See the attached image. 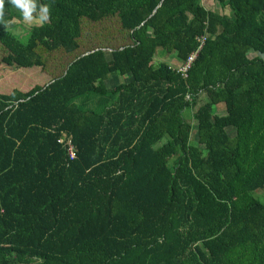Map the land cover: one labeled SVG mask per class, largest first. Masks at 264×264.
Segmentation results:
<instances>
[{"label": "trees", "instance_id": "1", "mask_svg": "<svg viewBox=\"0 0 264 264\" xmlns=\"http://www.w3.org/2000/svg\"><path fill=\"white\" fill-rule=\"evenodd\" d=\"M38 1L0 23V264H264V0Z\"/></svg>", "mask_w": 264, "mask_h": 264}, {"label": "rangeland", "instance_id": "2", "mask_svg": "<svg viewBox=\"0 0 264 264\" xmlns=\"http://www.w3.org/2000/svg\"><path fill=\"white\" fill-rule=\"evenodd\" d=\"M202 1V5L208 9V10H219L220 12L223 13V9H221V6L218 2L216 1H210V0H201ZM8 1H5V20L10 21L11 23L7 26L14 34H16L17 36L20 37V39L23 42H26L28 39V31H30V29L32 27L38 26L40 25L38 22L34 21L33 23L29 24L26 22H22L20 21L19 17L17 16V14L14 13H19V16H21V13L18 9H16L15 7H13L10 3H7ZM37 3L39 4V1L37 0ZM226 13L231 14V11L228 10V8H226L224 10ZM13 13V16L11 18H9L10 14ZM9 18V19H7ZM169 55V60L168 63L169 65L172 67V69H176V67H180L182 64H179V62L176 60L174 54H167L163 49H159L157 51V55L154 59L155 61V65L159 64V63H164L163 61H160V59H164L167 58ZM107 58L109 59V55H106ZM167 63V62H166ZM158 66V65H157ZM127 81H124V83H126ZM97 97L95 99H85L82 100L80 103L83 107L86 108H91V109H97L100 110L102 107L109 105L113 100V96L109 97V96H105V97H101V96H94ZM205 102V97L201 96L200 97V103H204ZM225 105L224 103H219L218 105L215 106V110L216 113L223 115L226 114V109H225ZM184 114H190V111L185 108L184 110ZM189 116V115H188ZM189 118V117H188ZM195 126V125H194ZM254 197L259 196V200L264 203V190L259 189L257 191H255L253 193ZM261 196V198H260ZM32 264H41L40 261L34 262Z\"/></svg>", "mask_w": 264, "mask_h": 264}, {"label": "clouds", "instance_id": "3", "mask_svg": "<svg viewBox=\"0 0 264 264\" xmlns=\"http://www.w3.org/2000/svg\"><path fill=\"white\" fill-rule=\"evenodd\" d=\"M8 2L18 9L26 23L38 22L41 26L50 20V6L48 4H38L37 0H8ZM5 0H0V23L6 27L11 23L5 20Z\"/></svg>", "mask_w": 264, "mask_h": 264}, {"label": "built area", "instance_id": "4", "mask_svg": "<svg viewBox=\"0 0 264 264\" xmlns=\"http://www.w3.org/2000/svg\"><path fill=\"white\" fill-rule=\"evenodd\" d=\"M205 40H206V37L205 36H202L200 38H197V41L200 43L199 48H198V51L201 49V47L204 44ZM196 55H197V52L191 54L187 58V60L180 67H177L176 72H178L180 75H182L183 78H186L187 73L190 70V67H191V65H192V63H193ZM68 143H69V151H70V154L72 156H74L75 155V152L73 150V145L71 144L70 138L68 140Z\"/></svg>", "mask_w": 264, "mask_h": 264}, {"label": "crops", "instance_id": "5", "mask_svg": "<svg viewBox=\"0 0 264 264\" xmlns=\"http://www.w3.org/2000/svg\"><path fill=\"white\" fill-rule=\"evenodd\" d=\"M7 3H9V2H7ZM19 19H20V21H24L23 20V18H22V16L21 17H19ZM168 60H169V55H168V57L167 58H164V59H160V61H163V62H167V64L169 65V63H168ZM170 66V65H169ZM179 66V65H178ZM177 66V67H178ZM177 67H176V69H177ZM129 77H123V78H121V77H115V78H112V79H110V80H107V81H105V87L107 88V89H112L113 87H116V86H118V85H120V84H122V83H124V81H127L125 84H127V83H129V79H128Z\"/></svg>", "mask_w": 264, "mask_h": 264}]
</instances>
